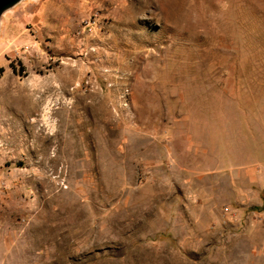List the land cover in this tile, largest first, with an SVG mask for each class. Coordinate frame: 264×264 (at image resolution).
Wrapping results in <instances>:
<instances>
[{"label": "rangeland", "instance_id": "374dc122", "mask_svg": "<svg viewBox=\"0 0 264 264\" xmlns=\"http://www.w3.org/2000/svg\"><path fill=\"white\" fill-rule=\"evenodd\" d=\"M0 264H264V0L4 8Z\"/></svg>", "mask_w": 264, "mask_h": 264}, {"label": "water", "instance_id": "95a60500", "mask_svg": "<svg viewBox=\"0 0 264 264\" xmlns=\"http://www.w3.org/2000/svg\"><path fill=\"white\" fill-rule=\"evenodd\" d=\"M17 0H0V12L7 6L13 4Z\"/></svg>", "mask_w": 264, "mask_h": 264}, {"label": "trees", "instance_id": "16d2710c", "mask_svg": "<svg viewBox=\"0 0 264 264\" xmlns=\"http://www.w3.org/2000/svg\"><path fill=\"white\" fill-rule=\"evenodd\" d=\"M252 209H259L257 206H254Z\"/></svg>", "mask_w": 264, "mask_h": 264}]
</instances>
